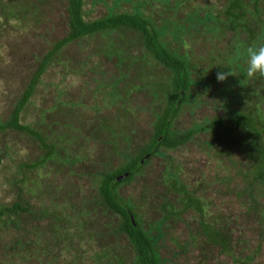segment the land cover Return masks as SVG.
Wrapping results in <instances>:
<instances>
[{"label":"rangeland","instance_id":"rangeland-1","mask_svg":"<svg viewBox=\"0 0 264 264\" xmlns=\"http://www.w3.org/2000/svg\"><path fill=\"white\" fill-rule=\"evenodd\" d=\"M226 1L83 0L85 22L112 12H140L160 42L187 56L193 85L172 120L177 138L215 119L230 126L232 112L252 109L258 97L264 100L263 83L256 80L243 82L246 97L237 86L232 97L223 93L239 74L231 51L247 41L244 30L205 31L199 24L189 29L186 17L194 8L208 6L219 14ZM242 1L252 8L251 0ZM67 6V0H0V123L8 120L40 62L66 37ZM259 8L264 23V0ZM175 27L188 29L179 33ZM237 63L244 66L243 59ZM229 69L235 76L218 82L216 73ZM171 80L170 71L145 50L142 35L128 28L56 51L20 114V124L43 141L26 132L0 131V207L18 199L29 206L17 216V227L0 225V264H133L120 218L101 203L99 186L149 144ZM246 137L242 130L205 129L175 149L159 148L131 182L117 188L140 227L156 239L159 264H235L207 242L199 215L184 206L187 198L204 206L206 223L229 235L239 260L253 256L252 264H264V186L250 179L255 165L243 145ZM250 191L258 195L256 210L250 209ZM15 241L23 242L17 254L11 249ZM28 241L30 259L22 251ZM102 253L118 259L96 257Z\"/></svg>","mask_w":264,"mask_h":264},{"label":"trees","instance_id":"trees-1","mask_svg":"<svg viewBox=\"0 0 264 264\" xmlns=\"http://www.w3.org/2000/svg\"><path fill=\"white\" fill-rule=\"evenodd\" d=\"M259 2L260 0H251L252 8L250 9L248 4H245L242 0H227L225 2L224 10L219 14H214L212 9L207 6L204 9L194 8V12L186 17V21L190 23L189 29H194V26L199 24L204 26L205 31H212L214 29V31H217L218 28H222V30H227L233 33H237L239 29H242V31L244 30L246 33L247 41L244 43H237V46L233 47L231 51L235 53V56H233L234 58H231V62L238 67L237 70L239 73L236 80L233 82L231 81L232 84H229L230 87L227 86L223 91V93L229 92L231 97V89L233 86L242 88L241 91L245 97V93H248L246 88L241 87L247 78L245 76L244 66L237 63V60L243 59L240 53H242L243 49L249 44L254 42H264V23H262L263 21L260 19ZM67 5L69 30L66 37L59 41L40 62L38 69L14 106L8 120L4 123H0V131L10 129L26 132L35 136L40 142L43 141L37 132L30 129L28 126L20 124V114L28 104L34 89L38 84L40 77L45 72L52 56L60 47L87 36L106 31L110 32L119 28H128L140 33L143 38V46L147 53L172 74L170 84L171 91L168 96L166 108L154 125V132L149 144H147L134 159L128 161L125 165L116 169L112 173L105 175L99 186V194L101 203L120 218L121 225L119 232L126 236L132 246L134 251L133 264H159L155 248L156 239L150 238L148 233L140 227L131 206L118 197L116 192L117 188L122 184L131 182L139 173L142 166H144L150 158L159 153V148L175 149L189 141L193 134L205 129L210 130L212 127H218L222 130H226L228 133L236 132L237 130H242L247 133L243 145L249 150V154L255 165L253 173L250 171L252 175L250 174L249 176H251L250 179L252 182L259 181L264 186V110L259 107L260 105H264V100L261 101V97H258V101L255 102L256 104L252 109L246 111L241 109L232 112L228 117L231 121V128L230 126L225 125L222 120L215 119L205 128L190 131L185 137L177 138L170 131L172 120L178 115L181 106L186 101L188 90L193 85V82L190 81L189 78L190 65L187 56L185 54L180 55L177 52L171 51L160 42L159 32L155 30L150 19L140 12H112L101 19L92 22H85L82 14L83 0H67ZM200 16H202V18ZM258 25L261 26L256 31ZM175 29L176 32L182 33L188 28L175 27ZM256 81L263 83L259 90L264 92V80ZM247 96L249 97V95ZM122 176L125 177L121 180H117ZM182 192L185 191L182 190ZM249 195L251 201L250 206H253L250 207V209L252 208L256 210L258 203L256 202L257 199L254 197H257L258 195L253 196L251 191L249 192ZM261 195H264V189H262L260 196ZM23 202L24 201L18 199V201H16L11 207H0L1 226H6L8 228L17 227V216L20 213L29 211V206L23 205ZM183 202L184 206H186L185 208L191 209L199 215V226L202 234L206 237L207 242L214 246H218L220 251L223 254L230 256L235 264H252L253 256L246 257L243 261L239 260V258H237L232 252L233 249L230 247L231 238L229 235L214 224L205 222L204 206L199 203L198 200L187 198L183 199ZM255 213L258 215L259 212L257 211ZM22 244L23 242L20 241L12 243V251L17 254V249L20 251V248L23 246ZM31 245V242H26V247L22 250L28 259H30L28 254L32 251ZM96 257H101L100 259L105 257L110 258L111 261L118 259L116 255H108L104 253L99 256L96 255ZM3 264L10 263L3 262Z\"/></svg>","mask_w":264,"mask_h":264},{"label":"clouds","instance_id":"clouds-1","mask_svg":"<svg viewBox=\"0 0 264 264\" xmlns=\"http://www.w3.org/2000/svg\"><path fill=\"white\" fill-rule=\"evenodd\" d=\"M240 55L244 60L246 78L249 80H264V42H254L247 45ZM230 76H235L231 69L216 73L218 82H224Z\"/></svg>","mask_w":264,"mask_h":264},{"label":"water","instance_id":"water-1","mask_svg":"<svg viewBox=\"0 0 264 264\" xmlns=\"http://www.w3.org/2000/svg\"><path fill=\"white\" fill-rule=\"evenodd\" d=\"M126 176V175H125ZM125 176H122V177H119L117 180H121L123 177H125Z\"/></svg>","mask_w":264,"mask_h":264}]
</instances>
